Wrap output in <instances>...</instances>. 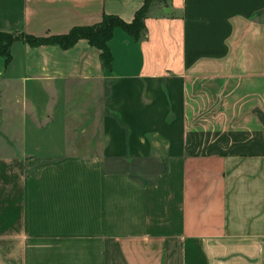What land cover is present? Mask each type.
<instances>
[{
	"label": "crops",
	"instance_id": "0c3cea01",
	"mask_svg": "<svg viewBox=\"0 0 264 264\" xmlns=\"http://www.w3.org/2000/svg\"><path fill=\"white\" fill-rule=\"evenodd\" d=\"M142 1L0 0V32ZM143 27L109 70L85 39L0 55V264H264V0H152ZM91 87L97 140L71 126Z\"/></svg>",
	"mask_w": 264,
	"mask_h": 264
},
{
	"label": "trees",
	"instance_id": "16d2710c",
	"mask_svg": "<svg viewBox=\"0 0 264 264\" xmlns=\"http://www.w3.org/2000/svg\"><path fill=\"white\" fill-rule=\"evenodd\" d=\"M152 0H143L141 6L134 12L132 19L125 22L115 15L103 14L101 20L88 26H75L65 34L48 35L36 37L24 33L0 32V55L4 56L7 63L9 55V45L14 40L25 42L31 46L42 44H57L61 48H68L78 39H85L89 45L99 50V60L105 70L111 67V54L107 41L111 37L115 27L122 29L131 37L137 39L138 34L144 29L143 19Z\"/></svg>",
	"mask_w": 264,
	"mask_h": 264
},
{
	"label": "rangeland",
	"instance_id": "374dc122",
	"mask_svg": "<svg viewBox=\"0 0 264 264\" xmlns=\"http://www.w3.org/2000/svg\"><path fill=\"white\" fill-rule=\"evenodd\" d=\"M93 90H94V87H91L90 88V95L92 96V99L89 100L88 102H86L87 99H83L80 102L74 100L73 103H71V108L75 112L79 113V112H82V111H86V113H90V114H87L86 115L88 117H86L84 115H74L73 117L71 116V126L74 127V128H76V129H78L81 126L87 124L85 126V128H87V131H89V132L83 133L81 138H85L86 137V139H89V138H92L93 137L94 139L97 140L98 138H97V133H96V124H95V121L94 122H89L88 121L89 123L88 122L86 123L87 119L92 120L93 117H94V112L95 113L97 112V107H93V103H94L95 106L97 104V103H95L93 101V99L96 98L94 96L95 93L92 95ZM68 93H69V95H88V94H86L88 92H85V91L84 92H81L79 90H75L73 92L70 90V92H68ZM75 99H77V98L75 97ZM95 118L97 119V117H95ZM0 122H1V118H0ZM69 122H70V120H69ZM77 135H78V133L69 132V138H70V140H76L77 139ZM0 137H4V135H3V133L1 131H0ZM85 148L86 149H84V150H82V149L80 150L79 147L76 146V147H70L68 150H69L70 153H73V152L87 153V152H89L91 150H94V149H89L87 147H85Z\"/></svg>",
	"mask_w": 264,
	"mask_h": 264
}]
</instances>
